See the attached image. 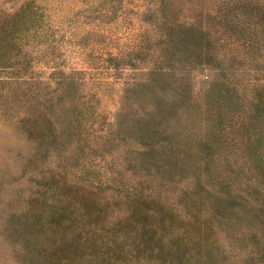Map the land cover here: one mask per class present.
Instances as JSON below:
<instances>
[{"label": "rangeland", "instance_id": "374dc122", "mask_svg": "<svg viewBox=\"0 0 264 264\" xmlns=\"http://www.w3.org/2000/svg\"><path fill=\"white\" fill-rule=\"evenodd\" d=\"M0 264H264V0H0Z\"/></svg>", "mask_w": 264, "mask_h": 264}, {"label": "trees", "instance_id": "16d2710c", "mask_svg": "<svg viewBox=\"0 0 264 264\" xmlns=\"http://www.w3.org/2000/svg\"><path fill=\"white\" fill-rule=\"evenodd\" d=\"M187 28L188 30H193V26L192 25H182L180 26L179 29V33L182 34L184 29ZM194 32V31H192ZM120 170V169H118ZM121 171H118L116 174L120 176ZM49 178L53 179V185H55V187L57 188L58 192L60 190V192H63V195L72 199H75L76 202H78L81 207L83 209H85L86 212L92 211L95 212L94 214H98V215H103L106 212V209L108 206H110L112 204V201H110L108 198L106 199H92L89 197L88 192H90L93 189H86L89 188V186H91L92 188H95V190L100 191L103 189H106L107 187L112 188L115 191V195L116 197H121L122 199H124V201H128V196H129V190L127 187L123 188L120 185H113V184H95L94 181L87 179H80V183L75 182V180L73 181H65L62 180V184L61 183H54L57 182L55 180H57L55 177V175H50ZM94 191V190H93ZM59 192V193H60ZM101 192V191H100ZM99 193V192H98ZM106 196V195H104ZM133 200L136 202V204H134L133 209H131L130 211V216L132 217V219L134 221H144L146 220V218H152L153 220H159L162 219V210L159 209L157 210V213L154 210H152L153 205L152 204H148L147 205V201L146 200H141L139 198H133ZM152 205V206H151ZM156 206V205H155ZM146 215V217H145ZM151 216V217H149ZM129 219V218H128Z\"/></svg>", "mask_w": 264, "mask_h": 264}]
</instances>
